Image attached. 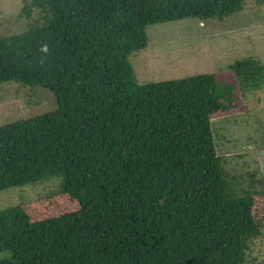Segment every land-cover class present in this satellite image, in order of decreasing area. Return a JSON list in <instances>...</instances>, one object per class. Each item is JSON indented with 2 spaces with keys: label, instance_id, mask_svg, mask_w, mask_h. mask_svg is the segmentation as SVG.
<instances>
[{
  "label": "trees",
  "instance_id": "trees-1",
  "mask_svg": "<svg viewBox=\"0 0 264 264\" xmlns=\"http://www.w3.org/2000/svg\"><path fill=\"white\" fill-rule=\"evenodd\" d=\"M244 6L22 0L24 28L0 37V85L48 104L0 126V191L60 182L0 209V264H261L249 251L264 237V192L229 187L213 122L243 111L234 108L261 87L264 64L229 65L238 94L214 73L140 84L129 63L151 24Z\"/></svg>",
  "mask_w": 264,
  "mask_h": 264
},
{
  "label": "rangeland",
  "instance_id": "rangeland-1",
  "mask_svg": "<svg viewBox=\"0 0 264 264\" xmlns=\"http://www.w3.org/2000/svg\"><path fill=\"white\" fill-rule=\"evenodd\" d=\"M21 7L22 0H0V37L24 28ZM201 21L185 18L147 26L146 47L129 56L137 82L214 73L220 84L223 78L231 81L239 94L228 67L249 56L264 64V3L245 0L241 10L223 19ZM262 81L260 88L244 92L243 104L234 108L242 112L213 122L224 179L239 195L244 191L264 192V78ZM19 86L14 82L0 85V126L40 113L48 104L44 98L37 103L36 95ZM59 182V177H52L0 191V209L55 192ZM257 215L264 221V208ZM249 254L264 264V237L251 243Z\"/></svg>",
  "mask_w": 264,
  "mask_h": 264
},
{
  "label": "clouds",
  "instance_id": "clouds-1",
  "mask_svg": "<svg viewBox=\"0 0 264 264\" xmlns=\"http://www.w3.org/2000/svg\"><path fill=\"white\" fill-rule=\"evenodd\" d=\"M40 51L43 53H47L48 52V46L46 44L42 45L40 48Z\"/></svg>",
  "mask_w": 264,
  "mask_h": 264
}]
</instances>
